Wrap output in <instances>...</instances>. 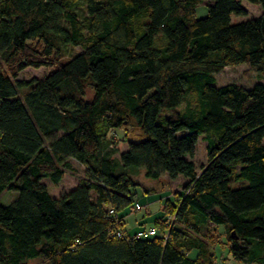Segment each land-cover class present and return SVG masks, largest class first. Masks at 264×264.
Listing matches in <instances>:
<instances>
[{
    "label": "trees",
    "instance_id": "obj_1",
    "mask_svg": "<svg viewBox=\"0 0 264 264\" xmlns=\"http://www.w3.org/2000/svg\"><path fill=\"white\" fill-rule=\"evenodd\" d=\"M244 1L261 12L233 24ZM239 65L264 72V0H0V264H217L210 226L235 262L264 264V85L214 77ZM124 127L141 138L116 157ZM71 160L85 177L53 197ZM130 167L187 180L149 238L124 232Z\"/></svg>",
    "mask_w": 264,
    "mask_h": 264
},
{
    "label": "rangeland",
    "instance_id": "obj_2",
    "mask_svg": "<svg viewBox=\"0 0 264 264\" xmlns=\"http://www.w3.org/2000/svg\"><path fill=\"white\" fill-rule=\"evenodd\" d=\"M243 5L245 9H247L248 15L237 16L233 14L231 16L233 24L254 19L259 15V11L261 12L259 6L253 5L247 1H244ZM206 15V3L199 5L197 8V17L203 18L206 17ZM77 51L78 49L71 47L67 48L61 56V62L68 60L72 55L76 54ZM50 71H52V68L48 67L41 69L29 68L20 75V79L40 81L50 73ZM214 77L217 86L236 84L244 88H252L257 84L264 85V72L258 73L247 65L229 66L215 74ZM26 92L27 90H24L21 94L24 95ZM108 136L109 139L114 142L113 147L118 150L115 154L116 157H119L120 153L128 149V141H136L141 138V134L136 128L127 129L125 127L111 131ZM193 161L198 168L207 164V142L204 138H200L197 143L196 154ZM70 165L71 169H66L64 178L58 186L46 180L50 194L53 197H61L64 193L72 191L77 187L79 182L84 179L86 168L75 160H71ZM128 172L138 186L132 189L133 206L124 210L121 216L126 220L124 226L125 234L138 237L139 232L151 230L148 223L152 222L154 224L157 219L164 216V212L167 213L168 200L174 201V198H177V201L180 200L179 195L183 193V186L187 180L183 176H180L176 180H171L167 175H163L160 179H152L146 176L145 169H137L134 167H130ZM16 195L17 194L13 192L5 193L2 197L3 203H9ZM137 206H140V209H138ZM144 217H149L150 219H144ZM166 219V231L164 235L167 234L168 228L174 223L175 217L174 215L166 214ZM142 220L145 225L140 222ZM156 225L160 231H163V224L156 223ZM204 233L206 234L205 236L209 238L210 243H212L213 252L217 258V264H239L233 260L229 253L228 246L226 245L227 238L225 230L222 226H210V230H204ZM190 256L195 257L196 253L192 252ZM35 263H37V261H35Z\"/></svg>",
    "mask_w": 264,
    "mask_h": 264
},
{
    "label": "built area",
    "instance_id": "obj_3",
    "mask_svg": "<svg viewBox=\"0 0 264 264\" xmlns=\"http://www.w3.org/2000/svg\"><path fill=\"white\" fill-rule=\"evenodd\" d=\"M138 209H140V206H137ZM157 234V229L156 228H152L151 230H147L144 232H139L138 233V238H149L152 236H155ZM117 235L119 237H121L123 234L121 232H118Z\"/></svg>",
    "mask_w": 264,
    "mask_h": 264
},
{
    "label": "crops",
    "instance_id": "obj_4",
    "mask_svg": "<svg viewBox=\"0 0 264 264\" xmlns=\"http://www.w3.org/2000/svg\"><path fill=\"white\" fill-rule=\"evenodd\" d=\"M11 201H12V199H11ZM9 202H10V201H9ZM148 218H149V217H146V218L144 217V219H148ZM144 219H143V220H144ZM149 219H150V218H149ZM143 220H142V221H140V222H142V223H143ZM124 222L126 223V220H125V218H124ZM143 224H144V223H143ZM148 224H149V226L151 227V229H152V228H154V224H153L152 222H151V223H148ZM144 225H145V224H144ZM146 225H147V224H146Z\"/></svg>",
    "mask_w": 264,
    "mask_h": 264
}]
</instances>
